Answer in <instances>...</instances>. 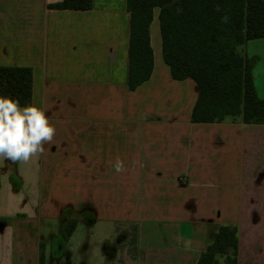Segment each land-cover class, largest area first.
I'll return each instance as SVG.
<instances>
[{"label": "crops", "instance_id": "obj_1", "mask_svg": "<svg viewBox=\"0 0 264 264\" xmlns=\"http://www.w3.org/2000/svg\"><path fill=\"white\" fill-rule=\"evenodd\" d=\"M62 1L0 0V67L32 69V104L56 127L44 154L0 159V264H198L222 226L238 229L237 264H264V125L192 122L199 87L172 77L158 8L153 73L131 91L127 0L50 8ZM242 51L264 99V38Z\"/></svg>", "mask_w": 264, "mask_h": 264}, {"label": "trees", "instance_id": "obj_2", "mask_svg": "<svg viewBox=\"0 0 264 264\" xmlns=\"http://www.w3.org/2000/svg\"><path fill=\"white\" fill-rule=\"evenodd\" d=\"M93 0H63L58 10L87 11ZM131 14L128 85L135 90L152 76L154 52L151 25L160 10L163 58L175 80L192 79L199 96L194 123H222L241 119L264 125V99L256 91L252 69L256 59L242 47L264 38V0H127ZM33 72L29 67H0V96L32 104ZM77 221L65 220L68 239ZM238 229L222 226L213 235L198 264H237ZM44 261L43 248L40 255Z\"/></svg>", "mask_w": 264, "mask_h": 264}, {"label": "clouds", "instance_id": "obj_3", "mask_svg": "<svg viewBox=\"0 0 264 264\" xmlns=\"http://www.w3.org/2000/svg\"><path fill=\"white\" fill-rule=\"evenodd\" d=\"M56 127L35 104L21 107L18 99L0 96V159L14 163H28L45 152L51 144ZM117 173L126 171L124 162L117 157L113 165Z\"/></svg>", "mask_w": 264, "mask_h": 264}, {"label": "rangeland", "instance_id": "obj_4", "mask_svg": "<svg viewBox=\"0 0 264 264\" xmlns=\"http://www.w3.org/2000/svg\"><path fill=\"white\" fill-rule=\"evenodd\" d=\"M66 217H67V220L68 219H72L71 217V214L70 215H66ZM60 227H62V229H63V224H60ZM131 234H132V236H131V238H130V242L128 243V245H127V249H126V253L131 257V258H134V256H135V243H134V235H135V230L134 229H132L131 230ZM79 236H80V239H85V237H92L94 240H99V238L102 236V234H101V232H100V229H96V230H94V232H93V236L91 235V234H89V231H88V229H85V228H81L80 230H79ZM76 256H78V254L76 253L75 254V257ZM75 262V261H74ZM119 262H120V259H119ZM118 262V263H119ZM219 262H221L220 264H224V258H220L219 259ZM121 263H123L124 264V260H121ZM67 264H73V263H71V261L69 260L68 262H67Z\"/></svg>", "mask_w": 264, "mask_h": 264}]
</instances>
